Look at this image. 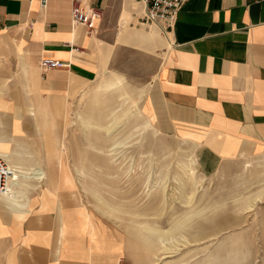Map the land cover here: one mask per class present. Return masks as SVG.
Returning <instances> with one entry per match:
<instances>
[{
  "label": "crops",
  "instance_id": "crops-1",
  "mask_svg": "<svg viewBox=\"0 0 264 264\" xmlns=\"http://www.w3.org/2000/svg\"><path fill=\"white\" fill-rule=\"evenodd\" d=\"M78 1L102 12L93 27L73 22ZM134 1L0 0V156L15 175L0 194V264H137L125 231L80 200L63 135L79 87L117 48H165L146 110L204 165L264 157V0H186L168 33L142 23Z\"/></svg>",
  "mask_w": 264,
  "mask_h": 264
},
{
  "label": "rangeland",
  "instance_id": "rangeland-1",
  "mask_svg": "<svg viewBox=\"0 0 264 264\" xmlns=\"http://www.w3.org/2000/svg\"><path fill=\"white\" fill-rule=\"evenodd\" d=\"M164 50L117 48L79 87L63 134L79 198L125 231L137 264H264V157L207 166L192 141L160 131L144 97Z\"/></svg>",
  "mask_w": 264,
  "mask_h": 264
},
{
  "label": "built area",
  "instance_id": "built-area-1",
  "mask_svg": "<svg viewBox=\"0 0 264 264\" xmlns=\"http://www.w3.org/2000/svg\"><path fill=\"white\" fill-rule=\"evenodd\" d=\"M144 8L139 20L146 25L159 24L164 33L173 29L180 9L186 0H139ZM47 0H42L45 5ZM102 16V12L92 6H83L80 1L73 4V22L93 27L94 21ZM41 65L44 68H54L62 66L56 59L43 58ZM22 172H20L21 174ZM14 175V168L8 161L0 156V194L11 191V181Z\"/></svg>",
  "mask_w": 264,
  "mask_h": 264
},
{
  "label": "bare ground",
  "instance_id": "bare-ground-1",
  "mask_svg": "<svg viewBox=\"0 0 264 264\" xmlns=\"http://www.w3.org/2000/svg\"><path fill=\"white\" fill-rule=\"evenodd\" d=\"M132 1V4L134 5L133 7L134 8H136L137 9V6H138V4L134 1V0H131ZM135 2V3H134ZM143 11H144V8H143ZM129 15H131V10L130 9H128L127 7H125L124 9H123V12H122V16H121V21L122 22H124V20L126 19V18H128L129 17ZM131 17V16H130ZM156 24V23H155ZM157 25H159V24H157ZM160 26V25H159ZM124 27L125 26H123L122 25V30L124 29ZM116 83H119V79H117L115 82H113V83H111V85H114V84H116ZM115 87V86H114ZM89 88V87H88ZM88 88H86V89H84L82 92V96L83 97H85V95H86V93L88 92L87 91V89ZM85 122V121H84ZM86 122H88V121H86ZM111 126H109L108 125V127H106V133H108L109 135H110V132H111ZM112 133V132H111ZM112 136V135H111ZM120 144H121V142L120 141H118ZM117 143V142H116ZM117 144V145H120V144ZM114 145H115V143H114ZM121 147V146H120ZM119 147V148H120ZM117 146H115V147H113V148H111L110 149V152L108 153L103 147L102 148H100V150L104 153V154H106V155H115L116 154V151L119 149V148H117ZM115 153V154H114ZM118 154V153H117ZM115 157V156H114ZM113 157V158H114ZM116 159V158H115ZM117 160V159H116ZM247 165H249V163H247ZM181 187L182 188H186L185 186H186V181L184 180V181H182L181 182ZM181 188V189H182ZM93 190V189H92ZM91 190V191H92ZM183 191V190H182ZM96 193V192H95ZM12 195V194H11ZM12 197V196H11ZM190 201V199L189 200H187V202H189ZM103 211H105V210H103ZM175 229V228H174ZM158 234H159V236L162 238V240L164 241V236H165V233H162V232H158Z\"/></svg>",
  "mask_w": 264,
  "mask_h": 264
}]
</instances>
